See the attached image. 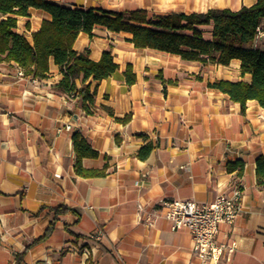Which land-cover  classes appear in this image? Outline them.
<instances>
[{
    "label": "crops",
    "instance_id": "0c3cea01",
    "mask_svg": "<svg viewBox=\"0 0 264 264\" xmlns=\"http://www.w3.org/2000/svg\"><path fill=\"white\" fill-rule=\"evenodd\" d=\"M49 1L167 14L237 10L257 0ZM47 18V11L31 8L19 16L17 31L32 40ZM131 37L101 25L77 37L74 49L88 50L94 60L108 49L119 64L102 80H76L94 93L90 112L81 97L53 90L62 78L54 62L42 78L18 76L14 61L0 63V264H16L21 253L23 264H264V186L256 176V158L264 154V106L249 99L243 112L227 93L208 87L216 79L250 75L242 76L239 59L204 66L137 48ZM128 63L137 77L133 84L124 74ZM127 114V122L117 119ZM76 132L99 151L83 158V166L107 164L105 176L76 173ZM148 142L154 148L141 159L138 150ZM239 160L242 175L229 169ZM235 186L243 189L244 210L232 225L220 224L216 238L228 248L217 262L203 263L193 253L188 229L172 230L163 218L146 221L155 219L163 199L206 203ZM59 205L74 211L55 219L52 209ZM52 221L50 235L39 239ZM99 229L101 239L89 237Z\"/></svg>",
    "mask_w": 264,
    "mask_h": 264
},
{
    "label": "trees",
    "instance_id": "16d2710c",
    "mask_svg": "<svg viewBox=\"0 0 264 264\" xmlns=\"http://www.w3.org/2000/svg\"><path fill=\"white\" fill-rule=\"evenodd\" d=\"M31 8L47 11L50 18L42 21L29 40L17 31V26L19 16H28ZM98 25L130 33L137 48L158 49L204 66L229 65L233 59H239L242 76L249 74V80L221 78L208 82V87L227 93L233 101L240 103L243 112L249 99L264 106V0L237 10L211 8L205 12L173 11L167 14H151L146 9L116 11L68 7L49 0H0V63L14 61L24 68L25 75L42 78L47 76L50 64L54 62L59 66L62 78L53 85V90L69 99L72 95L81 97L86 111L90 112L94 93L89 83L78 87L76 80L85 82L91 77L102 80L119 68L108 49L103 51L100 59L94 60L88 50L78 51L73 47L81 32L93 35V29ZM259 30L263 35H258ZM124 74L128 84L136 82L131 63L127 64ZM167 82L174 83L172 79ZM130 117L127 114L117 119L127 122ZM73 140L76 173L83 177L105 176L107 164L102 168H86L82 163L85 157L99 156V151L77 132ZM153 148L152 142L146 143L139 148L138 156L146 159ZM244 165V161L239 160L229 165V169L239 168V175H242ZM256 176L258 184L264 186V154L256 158ZM71 211L74 210L66 205L52 209L55 219L59 214ZM54 223L51 222L39 239L50 235ZM23 258L24 253L18 254L16 264H23Z\"/></svg>",
    "mask_w": 264,
    "mask_h": 264
},
{
    "label": "built area",
    "instance_id": "2783aa9c",
    "mask_svg": "<svg viewBox=\"0 0 264 264\" xmlns=\"http://www.w3.org/2000/svg\"><path fill=\"white\" fill-rule=\"evenodd\" d=\"M258 35H263V31L259 30ZM15 64L16 74L20 77L26 76L24 68L18 63ZM67 128L70 129V126ZM243 210V189L235 186L231 191L220 193L206 203L192 199H163L154 211L155 219L151 220L149 217L146 221L153 224L158 218H163L172 230L188 229L193 238V253L198 255L203 263L217 262L228 248L216 238L219 226L232 225ZM102 235L103 231L99 229L89 237L99 240ZM84 254L88 257L89 249H84Z\"/></svg>",
    "mask_w": 264,
    "mask_h": 264
}]
</instances>
